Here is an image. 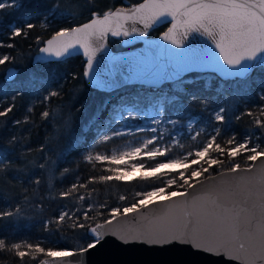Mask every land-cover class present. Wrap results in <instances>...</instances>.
<instances>
[{
    "label": "trees",
    "instance_id": "trees-1",
    "mask_svg": "<svg viewBox=\"0 0 264 264\" xmlns=\"http://www.w3.org/2000/svg\"><path fill=\"white\" fill-rule=\"evenodd\" d=\"M9 1L0 0L5 4L0 8V58L10 57L0 65V111L12 108L6 116H0V212L14 213L0 217V239L9 248L20 243L21 250L26 252L31 251L23 246L26 244H39L45 250L77 249L89 242L90 225L108 218L113 208L123 210L143 199L136 195L138 192L162 187L170 193L186 188L178 187L183 179L175 171L147 179L137 174L126 180L102 181L101 176L115 177L117 172L109 170L117 169L114 163L85 158L89 154L106 155L121 141V137L115 136L105 141L104 127L112 120L114 105L130 100L135 90L165 94L164 109L181 112L184 119L198 116L210 121L215 129L213 135L220 129L217 142L222 146L232 147L224 142L235 136L237 143L247 138L249 148L258 146L257 151H264V126L255 123L257 118L264 120L260 114L264 108V100L260 99L264 72L253 71L248 78L230 80H222L213 72H191L149 90L131 85L115 91L94 88L84 77L81 55L34 63L33 54L45 38L88 19L93 11L122 5L131 8L139 0H19L16 4ZM77 2L82 4L78 6ZM28 24L34 27L29 29ZM16 28L22 30L20 36L13 35ZM163 28L164 25L150 33L156 34ZM121 39L122 36H110L109 43L117 49L122 47ZM10 65L18 71L8 80L5 72ZM51 92L58 95L50 96ZM107 95L105 104L98 107ZM220 108L225 109L224 122L214 118ZM45 111L49 113L47 117L42 115ZM250 154L241 152L229 159L210 152L211 158L223 163L212 167L205 163L203 167H209V171L203 176L233 164L248 165ZM190 173L186 171L185 178ZM169 179H175L176 184L167 186ZM73 185L76 190L63 196ZM120 196L126 199L121 200ZM62 213L68 216L60 222ZM80 224L84 228L74 227ZM35 256L33 259L26 255L21 260L15 250L5 248L0 250V264H36L46 255Z\"/></svg>",
    "mask_w": 264,
    "mask_h": 264
},
{
    "label": "snow or ice",
    "instance_id": "snow-or-ice-1",
    "mask_svg": "<svg viewBox=\"0 0 264 264\" xmlns=\"http://www.w3.org/2000/svg\"><path fill=\"white\" fill-rule=\"evenodd\" d=\"M5 4L0 3V8H4ZM55 7H58L55 6ZM168 17L171 18V27L163 33L161 39L169 41L171 44L176 45L177 48L183 49L180 52H175L171 49H164L168 57L174 60L172 65V75L177 79L182 71H187L196 67H213L225 77H241L248 78L253 71L264 72V0H143L142 3L133 6L130 9L120 8L115 11L109 10L99 16L93 13V18L89 23H85L78 27L61 29L47 41V46L40 49L44 53L54 54L56 57H61L65 53L69 52V49L80 45L84 49V55L88 57L87 70L84 75L88 76L93 69V61L95 59V51L99 49H93L94 40H102L108 32H111L113 36L123 34L124 36L130 35L129 31L124 29L125 21H133L134 23L139 21L144 24L145 28H148L153 23H163ZM164 18V19H161ZM115 22V27H113ZM44 27L45 25H41ZM34 25L28 24L27 28H32ZM132 31H136L135 28ZM192 32H198L207 36L215 44V50L206 49L203 52L197 49L186 47L184 40ZM22 30L16 28L13 32L14 36H20ZM146 35V33H141ZM12 45H9L11 47ZM102 47V45H101ZM151 48H163L162 45H150ZM218 50L219 55H216ZM221 58L223 64H221ZM10 59L5 55L0 58V65L5 64ZM114 62H118L117 58H113ZM225 65L227 67H225ZM15 71H9L7 79L11 80L16 76ZM141 73H137L139 76ZM137 78L136 76H129L125 78V82H130L131 79ZM89 83H94L97 88L112 87L115 85L106 84L99 80H90ZM260 99L264 100V80L260 82ZM50 96H56L58 93L51 92ZM162 111V106L161 109ZM12 108L9 107L5 111H0V116H6L8 112H11ZM224 108H220L215 113V120L219 122L225 121ZM131 115V113H129ZM261 116H264V108L260 110ZM42 115L47 117L49 113L43 112ZM249 116H252L251 111L248 112ZM239 119V117H237ZM159 124V120L153 121ZM19 123V121H17ZM255 123L260 126H264V120L257 118ZM153 132L155 128L151 129ZM112 135H121L119 132H114ZM199 135V132L197 133ZM220 135V129H216V135L211 138L195 151V157L191 163H187V157L192 156L193 153L189 151L187 156L177 159H169L167 163H157L149 171H145L141 174V178L147 179L149 177L156 176L157 171L162 168L177 169L184 168L190 169L192 164H200L203 160L209 167L222 164L223 161L217 158H211L210 152H215L220 155H226L229 159L238 156L241 152H250L247 156V160L256 162L259 158L264 157V151H257V147H248L249 140L246 138L243 143H237L236 137L232 136L224 143L226 145H233L232 147L222 146L217 142V136ZM111 136H104V140L108 141ZM155 138L148 139L140 147L132 148L129 151H124L117 156L115 153L111 157L107 155L92 154L87 155L85 158L89 161H111L112 163H124V157H138L141 155L144 149L148 148L149 144H153ZM195 139V137H193ZM179 147L183 148L182 144ZM170 147L161 149L160 147H153L145 154L149 159H154L157 156H165ZM41 168L44 165H40ZM134 171H138L136 165L131 166ZM143 167V164L140 165ZM209 167H201V169L191 170L190 176L185 178L184 172L180 173L183 184L178 187H184L185 185L189 189L195 188L196 184L200 183V178L209 171ZM240 169L239 164H233L226 172L235 173ZM110 171L117 172L115 177L113 176H101L99 179L102 181H109L115 178L116 180H126L129 178L130 173L120 169H109ZM68 169H65L67 172ZM245 171H252L251 166ZM195 178L194 182H191ZM39 183V181H37ZM261 183L264 184V177L261 178ZM176 184L175 179H170L167 182V186L171 187ZM83 187V185H81ZM76 190V185H73L72 189L62 193L63 196H69ZM137 196H143V199L131 204L128 207L113 208L109 213V217L101 224H96L94 227H90L88 231L87 242L85 245L80 246L78 249L72 250H45L40 247L39 244L23 245L30 249V252L21 250L22 244L15 243L9 248L3 239H0V250L7 248V250H15V254L23 260L26 255H32L35 259V254L44 253L48 257L56 258L63 261L68 257H85L90 251L95 250L103 242H105L108 236H114L121 240L125 244L133 242L146 243L148 246L166 247L172 244L185 245L192 249L191 255L196 257L190 264H203V261L207 259V254L216 256L224 255L229 260H236L239 264H264V224H260L256 227L255 231H246L248 238L257 243V251L252 256L241 255L245 249L244 243H239L238 250H234L231 246L233 241L240 238V227L238 224L239 214L235 213L234 209H229L224 205H221L218 198L214 200L217 208H220L224 216H232L236 221L231 228V239L223 243H203L197 239L196 233L200 225V214L196 211L188 212L185 217V223L183 230L181 231H164V230H152L149 229L145 232L132 234L130 236L121 235L118 231L110 230L106 226L113 225L118 221L121 216L127 217L129 214H134L140 211L141 208H148L153 204L156 197H159L161 201L172 200L174 198L183 197L188 195L185 192L172 191L165 195L164 188H155L153 191L145 193H137ZM83 199V197H80ZM121 200L126 199L124 196H120ZM19 211V209H17ZM13 212H0V217L13 216ZM68 213H62L59 217V221L63 222ZM85 219H88L87 213H85ZM223 216L218 218V222L222 223ZM74 227L84 228L83 224L74 225ZM81 264H86V260H82Z\"/></svg>",
    "mask_w": 264,
    "mask_h": 264
},
{
    "label": "water",
    "instance_id": "water-1",
    "mask_svg": "<svg viewBox=\"0 0 264 264\" xmlns=\"http://www.w3.org/2000/svg\"><path fill=\"white\" fill-rule=\"evenodd\" d=\"M142 2L143 0H139L133 6ZM120 8L124 7L108 8L101 12L93 11L88 19L67 28L89 23L93 18V13L102 17L105 12ZM123 23L124 29L128 30L130 35L113 36L111 32H108L102 40H94L93 49L99 50L95 51L93 69L88 76L84 75L87 82L99 80L106 84L115 85L98 88L115 91L126 85L159 88L165 82L177 80L172 75L174 60L168 57L164 49H171L175 52H180L183 49L161 39L163 33L171 27V18L168 17L163 23H153L148 28H145L144 24L139 21L134 23L129 20ZM162 25H164V28L158 33H150L153 29ZM115 26V22H113V27ZM133 28L136 31H132ZM141 33H146V35H141ZM55 34L56 32L44 39L33 54L32 61L34 63L46 62L81 55L84 59L85 73L88 57L84 55V49L80 45L69 49V52L61 57L40 51V49L47 46V41ZM110 36L115 38L122 36V47L113 48L109 43ZM157 44L162 45L163 48L150 47V45ZM184 44L186 47L201 52L209 48L215 50L214 42L198 32L190 33L187 39L184 40ZM216 55H219L218 50H216ZM113 58H117L118 62H114ZM220 62L223 64L222 58ZM225 67L227 66L225 65ZM9 71L17 73L18 68L10 65L5 72L6 78ZM191 72H213L222 80L241 78L225 77L213 67H196L182 71L179 78ZM137 73L141 74L137 76ZM129 76H136L137 78L125 82V78ZM89 84L97 88L94 83ZM250 166L252 171H245ZM227 169L202 176L200 178L201 182L196 184L195 188L189 189L186 186L184 190L179 191H186L188 193L186 196L165 201L156 198L148 208H141L139 212L129 214L127 217L121 216L117 222H114L111 226H106V228L118 231L124 236L145 232L149 229L181 231L183 230L186 214L196 211L200 214V225L196 233L197 239L203 243H223L231 239V228L236 221L230 215L224 216L222 210L216 207L214 200L218 198L221 205L234 209L235 213L239 214L240 238L233 241L231 246L234 250H238V244L244 243L245 249L240 254L252 256L257 251V243L248 238L246 231L254 232L258 225L264 224V184L261 183V178L264 177V157L248 165H240V169L235 173H228L226 172ZM222 216V223L218 222V218ZM103 222L104 220L95 222L88 229ZM191 252L192 249L189 247L175 243L166 247L148 246L146 243L141 242L125 244L114 236H108L105 242L95 250L90 251L85 257H68L60 261L56 258L44 256L36 264H81L82 260H86V264H190L191 261L196 259L191 255ZM203 264H239V262L229 260L224 255L207 254V259L203 261Z\"/></svg>",
    "mask_w": 264,
    "mask_h": 264
},
{
    "label": "rangeland",
    "instance_id": "rangeland-1",
    "mask_svg": "<svg viewBox=\"0 0 264 264\" xmlns=\"http://www.w3.org/2000/svg\"><path fill=\"white\" fill-rule=\"evenodd\" d=\"M18 1L19 0H10L9 3L16 4ZM81 4L80 2L76 3L78 6ZM122 6L127 7L128 5ZM107 93L111 94L113 92ZM159 95L160 94H148L145 90L133 91L130 100L114 105L112 120L105 124L103 136L121 137V141L106 153L109 157H111L113 153L119 156L121 152L140 147L148 139L155 138L153 144H149L148 148L144 149L140 156L124 157V163H114L115 168L129 172L130 176L149 171L157 163H167L169 159L187 156L189 151L193 153L192 156L187 157L186 162L190 164L193 159H197V157H195V151L199 150V148L213 136L215 129L210 121L204 120L198 116H191L184 119L181 112L166 111L164 109V99L166 96L165 94H163V96ZM108 96L109 95L104 97L98 107L105 104ZM161 106L162 111L160 110ZM129 113H131V115ZM154 119L159 120L160 123H154ZM87 126L88 124L85 125V128ZM153 128L156 129L155 132L151 130ZM102 129L103 128L100 130ZM114 132H119L121 135H112ZM198 132L199 135H197ZM193 137H195V139H193ZM177 141L184 147H179ZM154 146L160 147L161 149L170 147L171 151L165 156H157L154 159H149L145 153ZM141 164H143L142 168L140 167ZM204 164L205 161L201 160L200 164H192L191 168L187 170L182 167L177 169L162 168L159 169L157 173L167 174L170 171H175L178 176H180L181 172L185 173L193 169L199 170ZM132 165H136L139 170L134 171L131 167ZM164 193L165 195L168 194L165 190Z\"/></svg>",
    "mask_w": 264,
    "mask_h": 264
}]
</instances>
